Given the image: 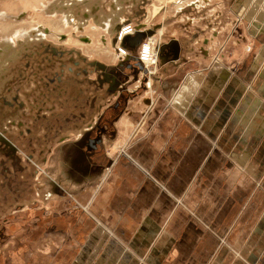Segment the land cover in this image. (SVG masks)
Returning a JSON list of instances; mask_svg holds the SVG:
<instances>
[{
  "label": "crops",
  "instance_id": "0c3cea01",
  "mask_svg": "<svg viewBox=\"0 0 264 264\" xmlns=\"http://www.w3.org/2000/svg\"><path fill=\"white\" fill-rule=\"evenodd\" d=\"M208 8L162 41L150 88L104 50L76 63L94 72L83 92L44 94L32 128L7 121L21 140L0 141V264H264V69H228ZM255 10L233 17L262 41Z\"/></svg>",
  "mask_w": 264,
  "mask_h": 264
},
{
  "label": "rangeland",
  "instance_id": "374dc122",
  "mask_svg": "<svg viewBox=\"0 0 264 264\" xmlns=\"http://www.w3.org/2000/svg\"><path fill=\"white\" fill-rule=\"evenodd\" d=\"M111 1L71 0V5L67 2L58 4L56 0H0V141L16 140L20 143L21 139L16 133L19 128L16 131L13 125L5 124L16 119L13 115L22 116L25 125L32 128L31 125L35 121L34 117H31L32 113L34 114L33 110L38 106H42L43 109L47 107L45 104L47 101H39L45 98L44 94L83 92V87L77 79L86 78L94 72L90 71L92 67H89L86 74L79 73L76 63L82 65L85 61L99 58L98 56L102 55L101 51L106 50L114 56L116 54L120 56L122 63L119 66L120 71L125 73L123 78L125 82L135 77L137 80L138 76H141L142 85L146 89L150 88L159 64L162 41L180 29L189 38L193 33V23L202 25L199 17L195 18L193 14L196 15L197 11L200 12L206 6L209 8L205 13L213 14L212 19L218 17L217 13H223L220 18L225 21L222 22L225 23L224 28L221 35L213 38L214 44L221 45L219 49V53H222L221 59L230 62L228 69L237 73L242 62L250 68L256 65L254 67L257 70L261 67L264 69V38L262 41L254 38L249 33L248 22L233 17V11L247 12L251 9L253 12L256 9L255 12H259L260 17L264 18V0H245L247 5L250 3L247 8L238 6L234 0H223L222 7L221 3H216L218 0H120L122 8L118 10L112 8ZM83 6L86 11H83ZM58 10L72 15L73 21L85 28V31L78 33L84 34L79 36L77 30L71 27L62 28V16H57L62 13ZM111 13H117V18L122 22L116 23L113 29L105 32L98 24L101 23L100 16L109 19ZM185 14H187L183 17L185 21H176ZM231 18L235 19L226 20ZM118 24L121 25L116 29ZM128 24L133 26L134 31L129 34L125 31L120 33L121 28ZM38 29H43L48 37L42 40L28 38L21 40L23 34ZM200 30L203 33L200 37L211 38V28L203 25ZM137 31L144 32L139 43L133 44L134 47L131 46L133 41L123 44L122 40L127 35H133ZM148 41L152 46L158 45V62L151 67H147L140 60L139 54L141 45ZM214 60H217V56ZM143 88L140 87L139 91L144 90ZM23 132L24 136L30 134V130L25 128ZM23 138L26 141L28 137ZM14 230L16 229L12 228L9 235H15Z\"/></svg>",
  "mask_w": 264,
  "mask_h": 264
},
{
  "label": "bare ground",
  "instance_id": "6f19581e",
  "mask_svg": "<svg viewBox=\"0 0 264 264\" xmlns=\"http://www.w3.org/2000/svg\"><path fill=\"white\" fill-rule=\"evenodd\" d=\"M57 2H58V4H61V3H65V2H67L68 4H71V0H61V1H59V0H56ZM77 1H79V0H77ZM80 1H82V2H84V0H80ZM75 2H76V0H75ZM81 2V3H82ZM75 4V3H74ZM89 4V3H88ZM72 5V4H71ZM111 5H112V8L114 7V9L115 10H118V9H121L122 8V6H121V3H120V0H112L111 1ZM123 5V4H122ZM58 9V8H57ZM83 11H86V8H84V6H83ZM108 9V8H107ZM59 10H60V7H59ZM58 10V11H59ZM109 10V9H108ZM57 11V10H56ZM63 11V10H62ZM59 12H61V11H59ZM58 12V13H59ZM62 14H57V13H55V14H57V16L58 15H61L62 16V21H63V25H62V28H69V27H71V29H75V30H77V33H78V31H81V32H83V31H85L84 29L85 28H82L78 23H76V22H74L73 21V18H71V16H70V14H66V13H63V12H61ZM112 15L111 16H109V15H107V16H109V19H104L103 18V16H100V18H102L101 19V23H98L99 24V26H101V29H103L105 32H109L111 29H113L114 28V26H115V24L116 23H118V22H122L121 21V19H120V21H119V19L117 18V13L115 14V13H111ZM106 15V14H105ZM104 15V16H105ZM122 16V15H121ZM54 17H56L55 15H54ZM99 18V19H100ZM122 18V17H121ZM95 26V25H94ZM98 26V25H97ZM98 26V27H99ZM96 27V26H95ZM83 29V30H82ZM102 30V31H103ZM73 32H75L74 30H72ZM99 31V30H98ZM114 31V30H113ZM112 31V32H113ZM52 32H54L53 30H52ZM126 33H128L127 31H125ZM104 33V32H103ZM130 33V32H129ZM128 33V34H129ZM60 34V33H59ZM79 34V33H78ZM84 34V33H83ZM83 34H81V35H83ZM80 34H79V36H81ZM23 38H21V40L22 39H24V38H28V39H32V40H42V39H46L47 37H48V34L43 30V29H38V30H34L33 32H30V33H26V34H23V36H22ZM19 42V41H18Z\"/></svg>",
  "mask_w": 264,
  "mask_h": 264
},
{
  "label": "built area",
  "instance_id": "2783aa9c",
  "mask_svg": "<svg viewBox=\"0 0 264 264\" xmlns=\"http://www.w3.org/2000/svg\"><path fill=\"white\" fill-rule=\"evenodd\" d=\"M128 24V25H124L121 30L120 33L122 31H127L128 33L134 31L133 30V26ZM118 35V39L120 40L121 35ZM158 47V45H157ZM156 46H152L151 42H146L144 44L141 45V49H140V60L143 61L145 63V65L147 67H151L153 65H155L158 62V48ZM151 69V68H150Z\"/></svg>",
  "mask_w": 264,
  "mask_h": 264
},
{
  "label": "water",
  "instance_id": "95a60500",
  "mask_svg": "<svg viewBox=\"0 0 264 264\" xmlns=\"http://www.w3.org/2000/svg\"><path fill=\"white\" fill-rule=\"evenodd\" d=\"M143 36H144V32L137 31L134 38L136 40V43H139V41H141Z\"/></svg>",
  "mask_w": 264,
  "mask_h": 264
}]
</instances>
